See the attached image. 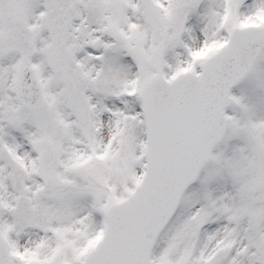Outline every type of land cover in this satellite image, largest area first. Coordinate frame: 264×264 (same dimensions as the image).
I'll return each mask as SVG.
<instances>
[{"label":"snow or ice","instance_id":"snow-or-ice-1","mask_svg":"<svg viewBox=\"0 0 264 264\" xmlns=\"http://www.w3.org/2000/svg\"><path fill=\"white\" fill-rule=\"evenodd\" d=\"M0 264H264V0H0Z\"/></svg>","mask_w":264,"mask_h":264}]
</instances>
